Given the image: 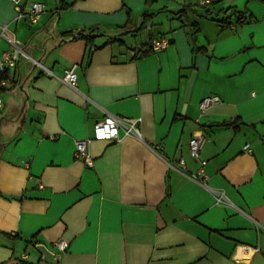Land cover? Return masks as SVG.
Returning <instances> with one entry per match:
<instances>
[{"label": "crops", "instance_id": "crops-1", "mask_svg": "<svg viewBox=\"0 0 264 264\" xmlns=\"http://www.w3.org/2000/svg\"><path fill=\"white\" fill-rule=\"evenodd\" d=\"M28 1L46 5L36 24L0 0V23L23 50L60 11L55 43L67 30L144 25L64 41L35 70L22 130L0 158V264H264V2ZM157 37L169 45L149 50ZM0 49L13 50L6 39ZM74 65L77 87L63 81ZM18 78L17 62L1 98ZM210 95L219 102L202 112ZM109 114L140 133L97 139Z\"/></svg>", "mask_w": 264, "mask_h": 264}, {"label": "built area", "instance_id": "built-area-1", "mask_svg": "<svg viewBox=\"0 0 264 264\" xmlns=\"http://www.w3.org/2000/svg\"><path fill=\"white\" fill-rule=\"evenodd\" d=\"M17 11V20H25L30 24H36L39 22L40 18L46 11V5L39 1L29 2L28 0H11ZM208 0L203 1V3H208ZM6 39L13 50H1L0 49V116L1 110L4 107L3 100L1 98L2 89L7 85V75L10 73L11 69L16 67L20 55L24 54V50L21 45H19L10 36V29L8 24L0 23V41ZM170 43V40L166 37L153 38L148 45L150 50L161 51L165 49ZM45 71L51 74L50 71L45 69ZM63 81L72 87H77L78 74L76 72V65L65 70L63 76ZM219 102V98L215 95H210L202 99L200 102V109L205 112L210 106ZM123 131L125 134H139V128L137 126L136 120H125L118 116L109 114L104 120L97 121L95 124V137L97 139L105 140H116L119 139L120 133ZM204 137L196 135L190 140V152L193 157H198L199 152L203 146ZM87 140H77L76 141V151L75 155L79 159H87L89 161V156L87 154ZM244 150L251 152L249 144L245 145ZM205 164V162H202ZM184 165V160H180L179 166ZM174 166V165H172ZM202 172V170H201ZM222 193L218 194L217 201L221 202L223 200ZM260 226V225H259ZM262 227V226H260ZM56 245L60 250H65L67 247V242L65 240H59Z\"/></svg>", "mask_w": 264, "mask_h": 264}, {"label": "water", "instance_id": "water-1", "mask_svg": "<svg viewBox=\"0 0 264 264\" xmlns=\"http://www.w3.org/2000/svg\"><path fill=\"white\" fill-rule=\"evenodd\" d=\"M61 7V1H59L58 8L61 9ZM60 16L61 11L53 16V20L44 28L43 31L35 34L24 46L25 53L20 55L18 60L19 78L17 80L16 86L13 90L2 93V98L7 101L8 107L0 116V158L5 147L10 144L22 130L29 102V85L35 77L34 72L38 66L45 63L47 55L55 47H58L64 41L73 40L80 35H106L111 38H116L120 35L137 31L142 26V23L140 25L137 23V27L134 29H126L123 31H98L97 27L89 30H67L64 31L63 34L72 32V36H65L61 39V41L55 43V35L59 32L58 21ZM147 27L150 29L151 25H148ZM156 28L157 27H153V30L155 31ZM43 34H46L47 36L45 37ZM36 39H39L40 41H36ZM34 51L40 52L41 55L36 56ZM194 79L195 74L193 73L189 80L187 94H189L191 91ZM37 247L42 253L44 260L48 262H54L58 260L59 255L52 252L45 245H38Z\"/></svg>", "mask_w": 264, "mask_h": 264}, {"label": "trees", "instance_id": "trees-1", "mask_svg": "<svg viewBox=\"0 0 264 264\" xmlns=\"http://www.w3.org/2000/svg\"><path fill=\"white\" fill-rule=\"evenodd\" d=\"M148 1H152V0H148ZM259 1H262L264 2V0H259ZM232 15L236 16L237 17V20L238 22H242L244 20V14L241 13V12H236V11H232ZM144 25V22H142V26ZM193 34V33H192ZM80 36H84V35H80ZM193 36V35H192ZM150 50V49H149ZM148 50V51H149ZM147 50L144 51V53L146 52ZM22 264H27V263H22Z\"/></svg>", "mask_w": 264, "mask_h": 264}]
</instances>
